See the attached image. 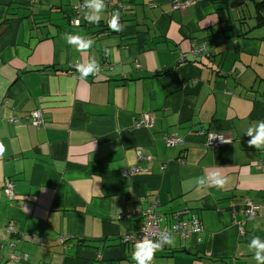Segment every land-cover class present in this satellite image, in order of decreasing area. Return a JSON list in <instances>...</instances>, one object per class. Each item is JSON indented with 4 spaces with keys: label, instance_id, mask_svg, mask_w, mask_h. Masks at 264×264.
Here are the masks:
<instances>
[{
    "label": "crops",
    "instance_id": "0c3cea01",
    "mask_svg": "<svg viewBox=\"0 0 264 264\" xmlns=\"http://www.w3.org/2000/svg\"><path fill=\"white\" fill-rule=\"evenodd\" d=\"M79 1L0 0V264H134L121 238L142 219L126 216L149 208L168 224L188 209L203 226L172 236L152 264H257L248 246L264 241V148L246 133L264 122V27L209 0L181 11L107 0L99 23L83 15L73 26ZM66 34L93 44L78 51ZM91 59L99 71L82 79L75 67ZM34 111L43 125L26 120ZM143 115L150 124L136 127ZM199 130L231 143L208 146ZM170 134L184 144L167 147ZM213 172L223 188L197 184ZM248 203L259 207L252 220Z\"/></svg>",
    "mask_w": 264,
    "mask_h": 264
},
{
    "label": "built area",
    "instance_id": "2783aa9c",
    "mask_svg": "<svg viewBox=\"0 0 264 264\" xmlns=\"http://www.w3.org/2000/svg\"><path fill=\"white\" fill-rule=\"evenodd\" d=\"M198 1L199 0H172V9L181 11L189 6L195 5ZM104 4L105 6H112L107 0H104ZM86 11L87 8L85 6V0L79 1V3L73 8L71 24L73 26H79L81 22L80 20ZM202 51L203 47H200L199 49L192 50V53L196 55ZM183 58L184 55H181V59ZM75 69H77V66L75 67ZM25 118L30 124L35 127L41 126L44 123L43 116L39 111L31 112ZM149 124L150 119L148 115H143L138 119L136 127L147 126ZM196 133L198 136L204 137L206 140V144L211 147H217L231 143L230 139L217 133H213L210 131L207 132L204 130H199ZM164 142L167 147L181 146L184 144L183 139L180 138L177 134H170L166 136L164 138ZM137 158L139 161L148 159V157H143L139 151L137 152ZM261 167L264 168V161L261 164ZM139 171L143 170L135 166L128 169L127 171H123L122 175L131 176L132 174L137 173ZM3 192L9 200H13L14 185L12 182H10V180H5ZM243 214L247 220H252L259 214V207L248 203L243 211ZM135 216H138L142 219V225L136 234L123 236L121 238L123 244L135 245L138 241L142 239L158 241L162 233L170 234L171 237L178 236L183 239H188L191 236H199V234L203 232L202 224L195 217L194 214L190 213L188 209H182L173 212L170 216V224H168L166 218H161L156 213H154L152 208L146 210L138 209L133 214L127 215L126 218L130 219ZM4 231L10 235L16 233L15 229L12 226H7ZM32 236L36 237V235L34 234ZM64 240L65 238H60V242H64ZM164 246L161 249L155 251V253L161 251ZM10 259L14 262H19L27 259V255L23 254L19 257L11 255ZM150 264H152V260L150 261Z\"/></svg>",
    "mask_w": 264,
    "mask_h": 264
},
{
    "label": "clouds",
    "instance_id": "9594fccd",
    "mask_svg": "<svg viewBox=\"0 0 264 264\" xmlns=\"http://www.w3.org/2000/svg\"><path fill=\"white\" fill-rule=\"evenodd\" d=\"M87 11L84 13V19L90 24L99 23L101 13L104 10V0H85ZM119 14L113 15L110 21V28L113 30H120L118 23ZM65 38L69 45H74L78 51H85L89 49L93 42L86 40L79 35L66 34ZM77 71L80 77L86 78L90 74H95L99 71V64L95 59L89 60L86 64H78ZM246 135L250 137L247 141L250 148L260 150L264 148V122H261L255 129L249 128ZM2 151V149H0ZM226 178L219 172L210 173L207 177H201L197 180V184L201 187L215 186L218 189L223 188L226 183ZM173 240L170 234L162 233L158 241L149 239H142L138 241L132 252V261L134 264H150L155 251L161 249L164 245H171ZM249 250L254 251V259L257 264H264V241L259 238H253L249 244Z\"/></svg>",
    "mask_w": 264,
    "mask_h": 264
},
{
    "label": "trees",
    "instance_id": "16d2710c",
    "mask_svg": "<svg viewBox=\"0 0 264 264\" xmlns=\"http://www.w3.org/2000/svg\"><path fill=\"white\" fill-rule=\"evenodd\" d=\"M215 4H218L220 8L218 11L223 14H228L229 11L234 10L240 12L242 16L241 23H247L248 17L252 16V14L245 15L244 9L248 7H252L253 12V20L255 22V28H262L264 27V0H209Z\"/></svg>",
    "mask_w": 264,
    "mask_h": 264
},
{
    "label": "water",
    "instance_id": "95a60500",
    "mask_svg": "<svg viewBox=\"0 0 264 264\" xmlns=\"http://www.w3.org/2000/svg\"><path fill=\"white\" fill-rule=\"evenodd\" d=\"M3 230H1V228H0V233L2 232ZM7 243H5L4 241H2L1 239H0V258L1 257H3V255H4V248L6 247L5 245H6ZM13 244L12 243H10V244H8V246H12Z\"/></svg>",
    "mask_w": 264,
    "mask_h": 264
},
{
    "label": "rangeland",
    "instance_id": "374dc122",
    "mask_svg": "<svg viewBox=\"0 0 264 264\" xmlns=\"http://www.w3.org/2000/svg\"><path fill=\"white\" fill-rule=\"evenodd\" d=\"M253 10H252V7H248V8H246V9H244V14L247 16V15H249V14H252V16H253V12H252ZM252 16H251V18H252ZM10 249V248H9ZM9 249H8V253H9Z\"/></svg>",
    "mask_w": 264,
    "mask_h": 264
}]
</instances>
